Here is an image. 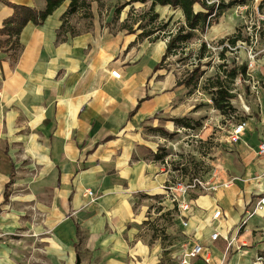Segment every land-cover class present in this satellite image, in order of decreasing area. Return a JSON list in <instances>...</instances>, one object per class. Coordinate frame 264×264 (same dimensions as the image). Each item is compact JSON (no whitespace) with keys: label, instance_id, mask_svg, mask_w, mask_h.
<instances>
[{"label":"rangeland","instance_id":"rangeland-1","mask_svg":"<svg viewBox=\"0 0 264 264\" xmlns=\"http://www.w3.org/2000/svg\"><path fill=\"white\" fill-rule=\"evenodd\" d=\"M205 1L214 2L215 9L222 7L221 15L216 20L210 17L205 31L194 30L189 39L167 53L156 70L153 67L164 54L169 38L185 24L178 7L152 5L151 1L77 0L70 8L69 1H65L55 44L70 39L80 49L77 60L92 63L90 82L101 79L103 68L105 72L115 68L121 73L116 81L127 87L125 91L132 93L131 97L144 87L145 94L157 98L159 107L146 119L148 122L156 118L165 121L162 112L167 110L169 119L181 118L189 126L175 124L169 131L174 134L162 139L150 125H143L149 135L145 154L154 164L147 169L153 182L143 179V189L128 195L136 221L113 238L103 240L101 234L95 247L91 234L82 227L72 246H52L47 239L50 231L39 226L42 214L35 207V199L22 195L26 186L9 185L8 199L3 201L0 196V264H75L76 257L80 264H106L110 259L120 264L126 258L141 259L142 255L153 258L148 264H178L183 243L205 234L202 225L209 224L214 192L198 183L189 191L188 197L199 198V205L194 216L186 218L190 219L188 225L183 226L177 206L171 202L172 193L166 192L165 185L192 179L217 183L216 172L223 174L233 162L226 149L232 143V127L261 111L264 114V0ZM193 8L202 9L199 4ZM232 38H236L234 44ZM251 54L252 70L247 67L245 76L238 75L233 81L226 77L223 71L232 62L247 65ZM196 65L199 70L192 74ZM190 75L193 79L189 85L178 84ZM217 82L233 94L231 107L225 113L212 104V85ZM150 184L154 186L149 188ZM2 192L3 188L0 195ZM242 219L239 234L245 231ZM209 226L225 230L219 220ZM244 226L248 228L247 237L240 239L245 242L240 247H252L250 258L264 264V211L253 215ZM109 228L104 234L109 233ZM139 240L143 247H135ZM231 252L227 249L225 254L229 256Z\"/></svg>","mask_w":264,"mask_h":264},{"label":"crops","instance_id":"crops-1","mask_svg":"<svg viewBox=\"0 0 264 264\" xmlns=\"http://www.w3.org/2000/svg\"><path fill=\"white\" fill-rule=\"evenodd\" d=\"M6 1L37 10L45 7L44 0ZM64 9L65 2L41 24L28 22L23 27L15 59L12 51L0 49V191L3 188L4 192L9 181L10 185L26 186L22 195L35 199V207L42 214L39 226L50 231L47 239L52 246H72L77 223L79 231L82 227L91 234L95 247L101 234L103 240L113 238L137 219L128 195L143 189V179L151 181L147 169L154 166L145 154L149 135L143 125L173 131L175 124L167 110L162 112L165 121L146 120L159 104L157 98L145 94L144 87L131 97L132 93L125 91L127 87L104 68L101 79L90 82L92 63L77 60L80 49L70 39L55 44ZM12 12L0 0V25ZM145 96L147 99L128 117L137 100ZM258 114L245 121L246 134L226 146L233 162L224 175L216 172V180L228 185L214 192L209 224L202 225L205 234L194 240L209 251L210 260L198 256L191 259L193 264H259L250 258L252 247H240L245 245L240 239L247 237V226H243L242 234L238 231V223L263 187L264 164L257 155V145L264 139V114ZM198 203L199 198L193 201L188 216H194ZM215 209L222 213L216 219L212 217ZM217 220L225 230L209 226ZM106 227H110L109 233L104 234ZM215 230L220 237L212 241L210 234ZM233 237L227 248V241ZM139 244L143 247L141 240L135 247ZM227 249L232 250L229 256L225 254ZM141 259L126 258L120 264H148L153 258L142 255ZM114 263V259L106 261Z\"/></svg>","mask_w":264,"mask_h":264},{"label":"trees","instance_id":"trees-1","mask_svg":"<svg viewBox=\"0 0 264 264\" xmlns=\"http://www.w3.org/2000/svg\"><path fill=\"white\" fill-rule=\"evenodd\" d=\"M45 7L43 10H37L32 8L31 6L20 4V3H13L4 0V3L12 8L13 12L10 16H8L0 25V49L2 51L11 52V57L15 59L16 52L20 48L19 43V35L23 27L28 23L31 22L34 25L41 24L45 18L52 14L62 3L66 0H44ZM69 6L74 7L77 3V0H68ZM138 1L141 3H145L146 1H151L152 5H159V6H171V7H178L182 15L184 16L185 24L181 26L174 35H172L165 48L164 54L161 56L160 61L153 67V70L159 69L161 67V62L166 58L167 53H169L172 49H174L179 43L184 42L185 40L189 39L192 36V32L194 30L205 31L207 25L209 24L210 17H213L214 20L217 19L221 15L222 7H220L217 11L215 9V4L207 3L205 0H132ZM195 4H199L202 8L201 10L195 11L193 6ZM224 7V6H223ZM236 38L231 39V43L234 44ZM205 46V45H203ZM247 69V65L245 63H241L240 65L235 64L234 62L231 63L227 70L223 72L226 74L231 81H233L238 75L241 78L245 76ZM199 70V66L196 65L192 69V74L196 73ZM192 75H190L185 80L179 82L178 84L189 85L192 82ZM211 94L212 104L215 109L219 110L221 113H225L228 108L231 107L230 99L233 97L232 92H230L229 88L226 86L219 84L218 82L213 84ZM147 99V96L142 97L137 100V103L133 110H131L128 114V117L133 115L140 103ZM174 122V124L182 123V126H189L186 123L181 122V118H172L170 119ZM152 131L159 132L161 135L171 137L174 132H169L163 127L154 126L150 127ZM9 185L10 181L4 185V192H3V201H6L9 197ZM79 233V226L76 223V234Z\"/></svg>","mask_w":264,"mask_h":264},{"label":"built area","instance_id":"built-area-1","mask_svg":"<svg viewBox=\"0 0 264 264\" xmlns=\"http://www.w3.org/2000/svg\"><path fill=\"white\" fill-rule=\"evenodd\" d=\"M249 58L250 60L247 63V67L249 70H252L254 67V55L251 54ZM110 75L116 79L121 77V73L117 69H112L110 71ZM255 87L256 85L254 84L253 88ZM245 125H246V122L242 121V122L235 124L232 127L229 133V139L232 143H236L239 140L240 135L244 131ZM257 155L259 156V158L262 160L264 164V139L261 140L257 145ZM193 180L194 179H192L191 181L187 183L176 182L172 185L171 184L165 185L166 192L171 191L172 193L173 197L171 198V202L173 205L177 206V210L179 213L178 217L180 218L183 226L188 225V221L186 220V218L191 213L192 208H193L194 200L189 198L188 194H189V191H191L192 188H194L197 185V183L201 185L204 189L208 191H212V192L217 191L218 188H220L222 185L223 186L228 185V182L221 185L219 183H213L212 180H207L205 182H202L200 180H197V182H195ZM262 180H263L262 190L256 195L252 208L245 212V215L241 221V225L243 226L247 223L249 218H251L253 215L264 211V170L262 173ZM86 194L92 195V191L86 190ZM221 215H222L221 211L219 209H215L212 214V217L216 219V218H219ZM219 237H220V233L216 230L210 234V240L212 241L217 240ZM234 240H235L234 237L230 238L227 241L226 247L227 248L230 247ZM198 256H201L206 262H209L210 260L209 251H205L203 245L200 242L190 239L187 242L183 243L182 245V250L178 256V264H193L191 262V259L198 257Z\"/></svg>","mask_w":264,"mask_h":264},{"label":"water","instance_id":"water-1","mask_svg":"<svg viewBox=\"0 0 264 264\" xmlns=\"http://www.w3.org/2000/svg\"><path fill=\"white\" fill-rule=\"evenodd\" d=\"M75 264H80L79 257H76V262H75Z\"/></svg>","mask_w":264,"mask_h":264}]
</instances>
